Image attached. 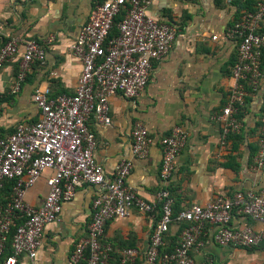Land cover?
<instances>
[{
  "label": "built area",
  "instance_id": "2783aa9c",
  "mask_svg": "<svg viewBox=\"0 0 264 264\" xmlns=\"http://www.w3.org/2000/svg\"><path fill=\"white\" fill-rule=\"evenodd\" d=\"M149 3L150 0H104L96 4L68 47L81 63L74 93L52 95L47 87L35 89L31 100L39 111L38 119L20 122L12 133L0 137V192L6 182L12 183L9 196L0 202V264H19L22 256L34 260L46 225L59 220L63 203L84 186L96 187L97 193L86 235L75 243L69 264H109L113 248L102 240L107 223L127 217L133 209L144 213L153 210L151 203L126 184L131 161L120 159L111 177L105 175L95 160L97 141L88 125L92 119L101 126H110V98L120 94L135 99L147 86L153 63L170 50L175 28L149 16ZM120 14L117 33L110 35L114 19ZM263 23L264 1H259L227 29L226 37L236 40L237 52L230 70L233 84L226 103L213 117L220 125V147H225L229 136L239 132L237 114L247 94L257 90L263 76L259 63L264 49ZM52 42L53 37L41 41L11 37L0 47V69L9 61L17 63L11 92L20 90L34 64L44 63L46 48ZM260 124L253 171L264 166V107ZM187 137L183 127L174 126L159 139L161 187L155 197L160 204V217L142 253L145 264H194L191 251L207 226L215 228L209 242L218 246L250 249L264 240V188L257 192L237 191L230 197L217 195L204 205L191 204L174 214L168 183ZM152 143L148 130L134 125L133 156L144 158ZM47 170V194L43 203L34 207L25 201V192ZM233 213L262 224V228H231ZM173 223L184 224L179 240L171 252L160 253L164 236ZM10 234V253L4 257ZM117 253V264H135L140 256L134 248H123Z\"/></svg>",
  "mask_w": 264,
  "mask_h": 264
},
{
  "label": "crops",
  "instance_id": "0c3cea01",
  "mask_svg": "<svg viewBox=\"0 0 264 264\" xmlns=\"http://www.w3.org/2000/svg\"><path fill=\"white\" fill-rule=\"evenodd\" d=\"M102 1L0 0V47L11 37L38 41L53 37L44 63L32 66L18 92H11L17 63L9 61L0 69V136L12 133L20 122L38 119L39 111L31 100L35 89L47 87L52 95L74 93L81 63L68 47L87 22L90 10ZM259 1L264 0H150L147 5L149 16L175 28L170 50L153 63L147 86L135 99L120 94L110 98V126L88 120L97 141L94 157L105 175L111 177L120 159L131 161L126 184L153 205L149 213L133 209L127 217L107 223L102 240L113 248L109 264H117V252L123 248L139 250L135 264H145L142 253L160 217L155 197L161 187L159 139L174 126L188 133L168 183L175 211L191 204L204 205L217 195L230 197L237 191L264 188V166L258 171L251 169L264 107V49L260 61L263 76L257 90L245 97L237 114L240 130L225 147H220V125L213 119L225 105L233 84L230 68L237 43L226 37L227 29ZM213 36L217 38L213 40ZM136 124L148 130L153 142L144 158L131 152V130ZM49 174L44 171L26 190L27 203L34 207L43 203ZM96 193L94 186L77 189L73 198L63 203L59 220L46 225L35 259L22 256L19 264H69L75 243L86 235ZM183 226H170L165 237L168 247L178 242ZM229 226L262 228V224L236 213ZM214 230L207 226L193 247L194 264H208L210 260L213 264H264V240L250 249L218 246L209 242Z\"/></svg>",
  "mask_w": 264,
  "mask_h": 264
},
{
  "label": "trees",
  "instance_id": "16d2710c",
  "mask_svg": "<svg viewBox=\"0 0 264 264\" xmlns=\"http://www.w3.org/2000/svg\"><path fill=\"white\" fill-rule=\"evenodd\" d=\"M254 8H252V9H249V10H253ZM120 19H121V14L120 15H118V16H116L115 17V19H114V24H113V27H112V30H111V32H110V35H115L116 33H117V30H116V25H117V23L120 21ZM262 56V55H261ZM260 61H261V59H260ZM234 63H235V61H234ZM234 63L231 65V67L234 65ZM260 63V70H261V72H262V69H261V62H259ZM230 70H231V68H230ZM0 137H2V136H0ZM231 137H234V136H229V139L231 138ZM11 182H6L5 184H4V187H3V189L1 190V192H0V202L1 201H3V199L4 198H6V197H8L9 196V193H10V189H11ZM173 211H174V214H176L177 212H179V211H175L174 210V207H173ZM14 231V228L11 230V233ZM166 235H167V233L165 234V236H164V239H163V245L160 247V249H159V251H160V253H163V252H171L172 250H173V248L175 247V245L177 244H175L174 246H172V247H168L166 244H165V237H166ZM10 239H11V234H10V237H9V240H8V242H7V245H6V250H5V254H4V257H6L9 253H10ZM157 264H160V263H157Z\"/></svg>",
  "mask_w": 264,
  "mask_h": 264
}]
</instances>
